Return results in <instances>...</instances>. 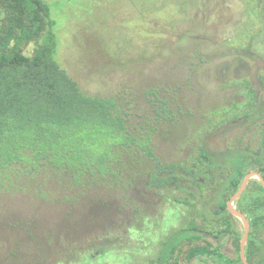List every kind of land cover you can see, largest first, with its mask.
Instances as JSON below:
<instances>
[{
  "label": "rangeland",
  "instance_id": "374dc122",
  "mask_svg": "<svg viewBox=\"0 0 264 264\" xmlns=\"http://www.w3.org/2000/svg\"><path fill=\"white\" fill-rule=\"evenodd\" d=\"M43 1L55 20L56 60L84 91L141 100L149 85H168L167 93L179 88L175 101L184 114L156 134L158 152L166 161L187 162L204 172L200 178L210 182L202 187L205 196L222 185L207 178L210 170L197 163L195 145L220 163L226 148L257 149L264 114V0ZM32 51V43L23 49L27 56ZM198 56L206 62L199 64ZM225 63L228 70L222 71ZM254 112L258 119L247 120ZM226 172L214 170L221 182ZM257 181L249 179L243 202L254 201ZM196 187L189 189L199 195ZM176 194H183L182 200L188 196L159 192L160 202H138L136 215L129 208L116 212L80 201L63 219L58 204L31 191L1 193L0 264H87L89 259L94 264H151L173 229L191 222L210 226L196 207L203 199L177 204ZM233 206L238 208L237 199ZM234 216L236 233L228 247L243 235V221ZM133 219L134 226L124 223ZM259 232L264 233L262 227L253 231ZM113 242L121 251L110 248Z\"/></svg>",
  "mask_w": 264,
  "mask_h": 264
},
{
  "label": "trees",
  "instance_id": "16d2710c",
  "mask_svg": "<svg viewBox=\"0 0 264 264\" xmlns=\"http://www.w3.org/2000/svg\"><path fill=\"white\" fill-rule=\"evenodd\" d=\"M256 17L262 20L259 13ZM54 26L43 0H0V194L31 191L58 204L67 219L80 201L116 212L129 208L136 215L137 203L160 202L159 192L188 193L183 200L203 199L196 207L210 226L191 222L173 229L151 264H243L239 239L234 237L227 246L236 233V218L226 201L249 171L264 177V114L256 150L226 148L220 163L201 145L194 146L197 163L210 170L207 178L222 185L205 196L202 187L210 182L200 178L204 172L190 169L187 162L166 161L158 152L156 134L180 122L184 114L175 101L179 88L173 86L167 93L163 89L168 85H149L141 100L121 93H88L57 62ZM30 43L33 51L27 56L23 49ZM198 57L199 64L206 62ZM227 66L221 70L227 71ZM247 116L254 121L260 114ZM215 168L227 170L221 174L223 182L215 177ZM191 184L201 189L199 195L189 189ZM248 189L237 198L250 224L245 256L250 264H264V233H253L257 227L264 230V212L259 213L264 209V187L254 183L257 195L249 203L243 202ZM129 221L124 223L137 222ZM110 248L122 249L116 242Z\"/></svg>",
  "mask_w": 264,
  "mask_h": 264
},
{
  "label": "water",
  "instance_id": "95a60500",
  "mask_svg": "<svg viewBox=\"0 0 264 264\" xmlns=\"http://www.w3.org/2000/svg\"><path fill=\"white\" fill-rule=\"evenodd\" d=\"M253 176L257 177L259 182L261 183V185L264 187V177L256 171H250L244 175V177H243L239 187L237 188V190L226 201L227 210L231 214L236 215L239 219H241L243 221V224H244L243 235H242V238H241L240 243H239V248H240L239 254H240V258H241V261L243 264H250L247 261L246 256H245V245H246V241H247L249 231H250V224H249V221L246 218V216L238 208H235L233 206V202L242 194V192L246 188V185H247L249 179Z\"/></svg>",
  "mask_w": 264,
  "mask_h": 264
},
{
  "label": "flooded vegetation",
  "instance_id": "af4514ba",
  "mask_svg": "<svg viewBox=\"0 0 264 264\" xmlns=\"http://www.w3.org/2000/svg\"><path fill=\"white\" fill-rule=\"evenodd\" d=\"M246 117V119H247V115L245 116ZM240 119V118H239ZM188 194V193H187ZM183 194H176V198H178L179 196H182ZM174 202L175 203H177V204H180V203H184L185 204V202L187 203L188 201L187 200H182V199H180V200H174Z\"/></svg>",
  "mask_w": 264,
  "mask_h": 264
}]
</instances>
